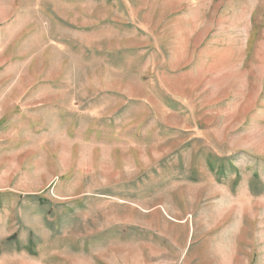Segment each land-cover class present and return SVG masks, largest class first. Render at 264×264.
Here are the masks:
<instances>
[{
  "label": "rangeland",
  "instance_id": "374dc122",
  "mask_svg": "<svg viewBox=\"0 0 264 264\" xmlns=\"http://www.w3.org/2000/svg\"><path fill=\"white\" fill-rule=\"evenodd\" d=\"M0 264H264V0H0Z\"/></svg>",
  "mask_w": 264,
  "mask_h": 264
}]
</instances>
